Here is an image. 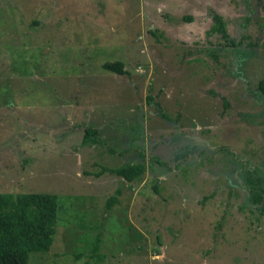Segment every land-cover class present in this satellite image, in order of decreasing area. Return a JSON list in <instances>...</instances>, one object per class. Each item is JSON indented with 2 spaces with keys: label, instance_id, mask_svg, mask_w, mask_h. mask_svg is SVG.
Returning <instances> with one entry per match:
<instances>
[{
  "label": "rangeland",
  "instance_id": "obj_1",
  "mask_svg": "<svg viewBox=\"0 0 264 264\" xmlns=\"http://www.w3.org/2000/svg\"><path fill=\"white\" fill-rule=\"evenodd\" d=\"M262 80L264 0H0V194L59 204L29 264H264Z\"/></svg>",
  "mask_w": 264,
  "mask_h": 264
},
{
  "label": "trees",
  "instance_id": "obj_2",
  "mask_svg": "<svg viewBox=\"0 0 264 264\" xmlns=\"http://www.w3.org/2000/svg\"><path fill=\"white\" fill-rule=\"evenodd\" d=\"M213 25L208 31L209 35L218 34L226 40V44L235 47L231 39L226 22L222 15L213 13ZM185 20L193 21L192 17H185ZM106 71L125 75L129 73L123 62L105 63ZM264 93V80L259 84ZM152 100V99H150ZM107 142L102 137L98 128L90 127L85 129L83 144L91 147H107ZM109 152L116 151L108 148ZM146 158V156H144ZM99 172L90 173L96 178L109 173L122 178L126 183H133L142 180L147 173L145 162L139 164H127L118 168L101 167ZM252 188L251 203L259 204L264 198V190L261 186L250 181ZM122 195L121 189L116 191L114 196L108 200L107 208L110 210L119 201ZM209 197H205L208 199ZM58 197L54 194L20 193L0 194V264H29L30 253L49 252L54 244L57 233L58 222ZM96 247L91 250V258L104 260L105 255L100 254L101 237L96 240Z\"/></svg>",
  "mask_w": 264,
  "mask_h": 264
},
{
  "label": "crops",
  "instance_id": "obj_3",
  "mask_svg": "<svg viewBox=\"0 0 264 264\" xmlns=\"http://www.w3.org/2000/svg\"><path fill=\"white\" fill-rule=\"evenodd\" d=\"M100 130V133H101V135H102V133H103V130L102 129H99Z\"/></svg>",
  "mask_w": 264,
  "mask_h": 264
}]
</instances>
